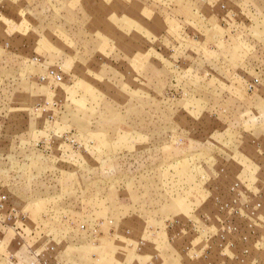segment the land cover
Masks as SVG:
<instances>
[{"label": "rangeland", "instance_id": "374dc122", "mask_svg": "<svg viewBox=\"0 0 264 264\" xmlns=\"http://www.w3.org/2000/svg\"><path fill=\"white\" fill-rule=\"evenodd\" d=\"M0 264H264V0H0Z\"/></svg>", "mask_w": 264, "mask_h": 264}]
</instances>
